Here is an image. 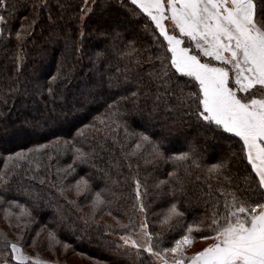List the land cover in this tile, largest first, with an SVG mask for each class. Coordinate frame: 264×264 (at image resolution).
I'll return each mask as SVG.
<instances>
[{
  "label": "snow or ice",
  "instance_id": "6c2138e0",
  "mask_svg": "<svg viewBox=\"0 0 264 264\" xmlns=\"http://www.w3.org/2000/svg\"><path fill=\"white\" fill-rule=\"evenodd\" d=\"M90 2L93 0H82L77 51L81 50L86 35L85 17L93 11ZM117 3L129 16L146 20L144 28L152 33L153 46L139 49L135 41L125 44L118 22L97 30L100 43L94 54L101 67L114 53L127 61L123 69L117 66L115 73H109L106 81L102 74L98 86L121 89L127 94L112 99L105 112L94 118L99 127L96 123L85 127L95 131L101 141V150L108 138L118 143L122 129L125 139L135 138L136 141L132 150L124 153L125 160L138 155L139 150L148 145L153 160L173 164V171L168 173L170 179L156 185L158 188L170 185L172 197L167 209L159 214L162 218L158 223L168 232L176 231L177 227L179 232L169 240L170 247L161 248L156 242L154 238L161 237L162 233L150 230L148 204L144 199L148 191L137 176L133 177L135 203L131 208L143 218L138 221L134 216H128L124 222L114 215L112 205L118 203L123 193L117 190L119 181L111 179L110 170L104 169L100 171L111 180V185L94 190L91 181L80 176L72 186L77 196L90 197L91 212L87 218L82 217L85 225L98 223V213L112 216L119 230L107 223L104 229L119 235L122 243L117 248L135 249L138 259L146 253L152 258L150 264L157 261L159 264H264V0H117ZM32 7L34 12L48 8L47 0L43 3L36 0ZM14 9L15 5L0 0V10L6 13L0 14V36L7 29L6 39L13 36L10 25ZM37 18L38 14L31 20L28 17L22 19L19 29L14 32L18 44H23L34 31ZM20 52L18 62L23 60L22 49ZM58 76L59 69L51 80L55 81ZM8 90L15 92L19 89L11 84ZM23 91L27 94V87ZM48 92L52 94L53 89L49 87ZM162 106L168 114L162 128L176 122L169 120L174 116L181 124L194 121L198 129L211 134L212 140L235 138L238 145L237 152H232L231 156L203 165L205 182L215 181L216 187L213 190V185L207 183L208 191L201 192V196L207 197L204 201L206 210L190 222L177 198L178 194H186L185 178L179 172L183 169L188 176L192 167L201 168L202 161L213 158L211 153L215 148L205 136L203 144L197 140L188 142L187 150H173L167 136L152 133L150 125L145 124L142 131L132 128L130 121L134 117L143 120L144 113L148 112V120H152L155 118L152 114L158 113ZM78 134L84 135L82 131ZM60 140L56 137L50 142L57 151L60 150ZM64 146H69V141L65 140ZM72 147L75 153L73 163L79 161L95 166L96 146L90 151L74 144ZM47 148L48 145H37L26 151H17L9 159L31 163L30 154ZM232 159L246 161L247 174L242 177V184L231 172ZM36 167L39 169L40 165ZM128 167L131 169V162ZM68 168L75 172L71 164ZM58 191L63 195L65 189L59 188ZM24 192L31 195L26 189ZM32 199H38V196ZM68 202L79 208L75 200ZM0 203L7 205L3 209L4 219L17 230L14 241L0 233V264H59L58 259L49 261L39 254L32 256L25 251L24 230L31 231L35 222L32 209L15 199L5 200L3 196H0ZM13 208L18 211L13 212ZM12 216L16 218L15 225L11 223ZM42 239L47 240L45 247L53 252L57 246L63 252L72 247L47 225L36 231L28 247H36ZM198 240L203 246L189 254Z\"/></svg>",
  "mask_w": 264,
  "mask_h": 264
},
{
  "label": "trees",
  "instance_id": "16d2710c",
  "mask_svg": "<svg viewBox=\"0 0 264 264\" xmlns=\"http://www.w3.org/2000/svg\"><path fill=\"white\" fill-rule=\"evenodd\" d=\"M34 2L36 0H7L9 5H15L10 25L13 36L11 39L5 38L8 35L7 29L4 35L0 36V196L5 200H18L32 209L35 222L31 225V231L24 230L25 248L31 244L36 231L47 225L57 231L61 240L72 246V252L82 253L93 260L100 258L109 263L120 261L122 264H141L142 261L143 264H150L151 259L146 253H142L138 259L136 252L131 255L129 251L117 248L119 242L104 229L107 223L119 230V226L114 225L116 221L112 216L98 213V220L103 221L85 225L82 217L87 218L91 212L90 197L86 199L84 195H71V189L80 176H86L94 190L102 189L106 184L111 185V180L107 179L100 169L110 170L111 179L119 181L117 190L123 193L118 203L112 205L113 214L124 222H127L128 216H134L138 220L139 213H133L131 208L135 203L133 177L137 176L148 191L144 199L148 204L150 230L162 233L161 237L154 239L161 248L170 247L169 240L177 236L178 227L176 231L168 232L158 223L162 218L159 214L167 209L172 197L169 192L170 185H161L159 188L156 185L159 181L170 179L168 173L173 171V164L153 160L149 155L151 148L148 145L140 149L138 155L125 160L124 153L130 152L136 141L135 138L125 139L122 129L118 134L119 142L108 138L101 150V141L96 137L95 131L85 127L93 123L99 127L94 118L105 112L112 99L127 94L121 89L98 86L102 74L106 81L109 73H115L117 66L123 69L127 61L119 59L118 54L114 53L101 67L94 54L97 44L100 43L97 30L118 22L124 43L135 41L139 49H149L153 46L152 33L145 30L144 18L129 16L117 0H96L92 7L89 4L93 11L86 18L84 43L80 46L81 50L77 51L82 0H47L48 8H39L36 12L32 7ZM39 2L43 3L44 0ZM0 14L6 13L0 10ZM37 14L34 31L27 36L23 44H18L15 30L19 29L24 17L31 20ZM21 49L23 60L18 62L17 56L21 54ZM58 69L60 76L52 81L51 77L57 74ZM11 84H15L19 90L9 91ZM25 87L28 89L27 94L23 91ZM49 87L53 89L52 94L48 92ZM141 106L143 107V104ZM13 108L18 110L13 111ZM148 115L149 113L145 112L143 120L134 117L130 121L132 128L142 131L145 124L150 125L152 133L157 136L163 133L167 136L169 147L173 150H187V143L197 140L203 144L205 136L208 142L214 145L215 150L211 153L213 158L202 161L201 168L192 167L188 176H185L183 169L179 172L185 178L186 194H178L177 198L181 210L186 212V219L190 222L193 218L202 216L206 210L204 201L207 197L201 196V192L208 191L207 183L213 185V190L216 187L215 181L205 182L206 171L203 165L216 163L221 158L231 156L232 152H237L238 145L235 138L212 140L211 134L198 129L194 121L191 124H181L179 118L174 116L169 117V120L174 119L176 122H170L166 128H162L164 118L168 115L163 106L158 113L152 114L154 119L148 120ZM80 131L84 133L83 136L78 134ZM56 137L61 138L59 151L50 143ZM65 140L69 141L67 147L64 146ZM41 144L48 145L47 150L30 154L31 163L27 160L9 159V156L14 157L17 151H26ZM73 144L85 151H90L96 146L95 166L81 164L79 161L73 163ZM129 162L132 164L131 169L128 167ZM37 164L40 165L39 169ZM70 164L75 168V172L68 168ZM230 168L242 184V177L247 174L246 161L232 159ZM41 180L45 182L41 184ZM59 188L65 189L63 195L58 191ZM24 189L31 195L25 194ZM37 196L38 199H32ZM69 200H75L79 208L70 204ZM5 207L6 204L0 203V215L4 213ZM12 210L18 211L16 208ZM101 215L102 218H99ZM11 223H17L13 216ZM9 231L17 237L14 227L9 226ZM0 233H3L2 230ZM112 235L119 237L117 234ZM8 239L12 240L10 237ZM58 248L55 250L56 257L61 251V248Z\"/></svg>",
  "mask_w": 264,
  "mask_h": 264
},
{
  "label": "rangeland",
  "instance_id": "374dc122",
  "mask_svg": "<svg viewBox=\"0 0 264 264\" xmlns=\"http://www.w3.org/2000/svg\"><path fill=\"white\" fill-rule=\"evenodd\" d=\"M96 0H93V2H90V6L92 7L93 3L95 2ZM87 17H85V20H86ZM82 102V101H81ZM18 109L17 108H13V111H17ZM12 111V110H11ZM73 192L71 195H74L76 196V193H75V189L72 188L71 189ZM78 197V196H77ZM137 213H139L137 211ZM2 215V217H1ZM0 215V228L3 227V229H0L2 230V232L4 234H8L7 236L10 237V239L12 240H16L17 237H15V235H13L11 233V231H9V224H8V221L4 219V213ZM15 218V216H13ZM1 218L3 219L1 221ZM143 218V215L141 213L138 214V221L139 219H142ZM16 219V218H15ZM100 221H103V220H98V222ZM115 226H119L116 224H114ZM112 238H115L116 241L120 243H122L120 240H119V237L117 236H113L112 234H110ZM68 238H70L68 236ZM46 239H42L40 241H38L36 247H27L25 248V251L29 254V255H32V256H36L37 254H39V256L42 258V259H46V260H49V261H55L56 259L59 260V264H122L120 261H117V262H107V261H104L102 259H92L90 257H87L85 256L84 254L81 255L82 253H75V252H72L71 251V247L67 250V252H63L62 250L59 252L60 253L57 257L54 256L55 255V252L53 251H50L48 250L45 245H46ZM202 242L201 241H196L194 246L189 250V254H191L192 252H195L197 250H199L201 247H202ZM59 246L56 247V249H59L58 248ZM36 249V250H35ZM42 250V251H37V250ZM125 249L126 251H129L132 254H134L136 251L135 249H131V248H123ZM169 257L171 256V253L168 254ZM150 259H152L150 257ZM156 264H159V261L156 262Z\"/></svg>",
  "mask_w": 264,
  "mask_h": 264
}]
</instances>
